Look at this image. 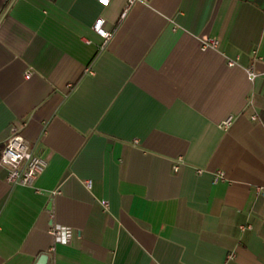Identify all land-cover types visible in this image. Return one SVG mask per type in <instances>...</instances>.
Wrapping results in <instances>:
<instances>
[{
	"label": "crops",
	"instance_id": "crops-1",
	"mask_svg": "<svg viewBox=\"0 0 264 264\" xmlns=\"http://www.w3.org/2000/svg\"><path fill=\"white\" fill-rule=\"evenodd\" d=\"M127 3L0 0V264H264V7Z\"/></svg>",
	"mask_w": 264,
	"mask_h": 264
},
{
	"label": "built area",
	"instance_id": "built-area-1",
	"mask_svg": "<svg viewBox=\"0 0 264 264\" xmlns=\"http://www.w3.org/2000/svg\"><path fill=\"white\" fill-rule=\"evenodd\" d=\"M100 1L105 4L109 2V0H107V2H105V0ZM136 1L137 0H128L127 8L124 10L123 15ZM103 20V18L97 19L96 28L102 35L108 36L109 32L101 27ZM217 43V39L209 38L203 41V47H214ZM230 63H235V60L231 59ZM249 72L251 76L255 75V71L252 67L249 68ZM30 74L31 72L28 71L27 76H30ZM4 166L8 168L6 178L12 184H33L45 170L47 160L42 155L36 153L26 138L15 129L0 149V167ZM177 167L178 164L175 165V168ZM260 192L264 195V188H260ZM51 232L55 236L56 241H58L57 238L64 237L68 229L64 226L55 225L51 228ZM53 248L54 247L51 249Z\"/></svg>",
	"mask_w": 264,
	"mask_h": 264
},
{
	"label": "clouds",
	"instance_id": "clouds-1",
	"mask_svg": "<svg viewBox=\"0 0 264 264\" xmlns=\"http://www.w3.org/2000/svg\"><path fill=\"white\" fill-rule=\"evenodd\" d=\"M57 239H58L59 242H64V243L67 242L66 237H58Z\"/></svg>",
	"mask_w": 264,
	"mask_h": 264
},
{
	"label": "water",
	"instance_id": "water-1",
	"mask_svg": "<svg viewBox=\"0 0 264 264\" xmlns=\"http://www.w3.org/2000/svg\"><path fill=\"white\" fill-rule=\"evenodd\" d=\"M264 7V0H257Z\"/></svg>",
	"mask_w": 264,
	"mask_h": 264
},
{
	"label": "snow or ice",
	"instance_id": "snow-or-ice-1",
	"mask_svg": "<svg viewBox=\"0 0 264 264\" xmlns=\"http://www.w3.org/2000/svg\"><path fill=\"white\" fill-rule=\"evenodd\" d=\"M105 2H107V0H105Z\"/></svg>",
	"mask_w": 264,
	"mask_h": 264
}]
</instances>
